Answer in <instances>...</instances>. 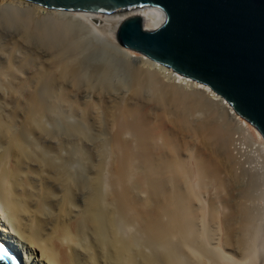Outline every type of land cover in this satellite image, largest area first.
I'll list each match as a JSON object with an SVG mask.
<instances>
[{
	"label": "bare ground",
	"instance_id": "obj_1",
	"mask_svg": "<svg viewBox=\"0 0 264 264\" xmlns=\"http://www.w3.org/2000/svg\"><path fill=\"white\" fill-rule=\"evenodd\" d=\"M133 15L147 29L164 20L156 7L98 12L0 0V241L22 264H258L252 178L227 200L230 224L216 245L189 178L237 183L243 174L225 176L221 165L239 161L233 128L263 161L264 137L208 85L141 53L132 65L135 51L118 42L117 28ZM59 138L88 147L52 155L41 144ZM62 186L87 196L85 207L62 208L54 189ZM137 188L154 210L135 200ZM80 211L90 220L78 231Z\"/></svg>",
	"mask_w": 264,
	"mask_h": 264
},
{
	"label": "water",
	"instance_id": "obj_2",
	"mask_svg": "<svg viewBox=\"0 0 264 264\" xmlns=\"http://www.w3.org/2000/svg\"><path fill=\"white\" fill-rule=\"evenodd\" d=\"M59 9L115 12L156 7L153 29L125 18L117 40L154 62L208 85L264 137V0H31ZM0 264H22L0 241Z\"/></svg>",
	"mask_w": 264,
	"mask_h": 264
},
{
	"label": "rangeland",
	"instance_id": "obj_3",
	"mask_svg": "<svg viewBox=\"0 0 264 264\" xmlns=\"http://www.w3.org/2000/svg\"><path fill=\"white\" fill-rule=\"evenodd\" d=\"M86 42L87 41L85 40L83 43L86 44ZM133 53H134V55L132 56V59H130L129 62L135 66L138 64L135 61L137 58L136 53H138V52L135 51ZM232 136H233V144H234V145L232 144V148H233L232 152L234 153L236 159L239 160L238 163L236 164L237 168H236V165L233 169L229 168V166L227 165L225 160L224 161L222 160L221 165L223 167V170L224 169L226 170V172H225V170L223 172V175H225V176L230 175V173H232V172L242 173L243 175L240 174V177H241V178H239L240 180H238L237 183H233V184H230L232 182L229 183L226 181V182L221 183V185H220V183L216 182L215 180L209 179V178L207 180H205L206 183L200 182L203 180H201L195 176H193V177L190 176L189 179H190V182L192 181L191 186H192L193 190H195V192H197L198 195L201 197L202 205L206 206V209L208 211V218H207L208 223H209L208 225L211 227L210 230H213V232H214L213 236L215 237L213 239L214 242L212 240L213 243L211 242V244L216 245L217 240H218L217 244H219V242H221L223 240L222 238L228 229V227H226V225L230 224V222H227L228 220H226V215L229 213L230 208H231V207H229V205H227V204H229V201H227V200H230V199L236 197L242 188H245L246 185H249L250 179L252 178L251 179L252 182L250 183L252 186L250 188L251 191L249 193V196L246 197V200H247V203H248L250 209L252 210L253 222H254V225L256 226V231H257L256 239H255V243H254L256 263L262 264L264 262V161L262 160V157H260L259 152L257 150V147L250 140L251 138H249L247 136H242V138H240V136H241L240 132L235 127L232 130ZM56 141L57 142L52 143L51 141L45 140V141H43V143H41V142L40 143L43 144V147H45V148L46 147L51 148L52 150H50V152L52 153V155H54L55 153H58L59 150L61 153H63V152L65 153L67 151L66 153H71L74 155H80L83 152V150H86L88 147V145L85 144V140L82 142L80 141L81 143H79V141L73 140L72 138L71 139L59 138ZM237 142L239 144H237ZM32 145H34V147ZM32 145H31V147H32V149L36 155L40 156L43 154L42 148L40 145H38L40 147H38L35 144H32ZM36 147H38V148H36ZM61 148L63 149V151L61 150ZM67 149L71 152H69ZM52 151H54V152H52ZM88 153H90V152H88ZM91 157H92L90 159L91 162H93V163L98 162L94 158L95 156H91ZM31 166H32V169L30 168ZM33 167H34L33 165L25 166V171L30 172V170L32 171L33 169H35ZM36 169H37V167H36ZM236 169H237V171H236ZM243 172H245V173H243ZM38 184H39V186H38L39 190L41 192H44V191L46 192V189H45L46 186H45L44 182L41 181ZM54 189H56L55 192L58 194V197H59L58 202H60L61 207L65 206L64 208L66 209V206H67V210H69V211H70V209H69L70 207L68 208V204H70V203H73V205H76V207H78L80 209L85 207V200L87 199V196H85L84 194L79 195L74 190L73 191L67 190V188L65 186L64 187L62 186L59 188H54ZM132 194H133V197L135 198V200H136V198L138 200L140 199L141 201H143V203L146 207H148V208L152 207V209L156 208V206H157L156 203L154 201L152 202V200L150 199L149 193L146 192L145 190L142 191L140 188H137L134 190V193L132 192ZM138 200H136V201H138ZM153 204L155 206H153ZM80 212H82V211H80ZM80 212L75 217L77 220H74V223H73V224H75V223L79 222L78 225L80 227L77 226L78 231L79 230H85L86 229L85 227H87L86 226L87 222H89L88 220H90L89 219L90 216L88 213H86V212L80 213ZM213 214H215L216 216H214ZM61 216H62V218L65 216L64 210L62 211ZM212 217H215V219H212ZM213 221H214V224L212 223ZM227 226H229V225H227ZM134 228L136 230L135 225H133V229ZM133 229L131 230L132 232H133ZM190 237H192V238H190ZM190 237H188V239L189 238L190 239L189 240L187 239V241H193L192 239L194 238V236L191 235ZM17 246H19L18 248H20V251H21L20 253L22 255L26 251L29 252L28 251L29 250L28 249L29 248L28 243L18 242Z\"/></svg>",
	"mask_w": 264,
	"mask_h": 264
},
{
	"label": "built area",
	"instance_id": "obj_4",
	"mask_svg": "<svg viewBox=\"0 0 264 264\" xmlns=\"http://www.w3.org/2000/svg\"><path fill=\"white\" fill-rule=\"evenodd\" d=\"M239 132H240V135H241L240 138H242V136H246L243 131H239ZM237 144H239V143L237 142Z\"/></svg>",
	"mask_w": 264,
	"mask_h": 264
}]
</instances>
